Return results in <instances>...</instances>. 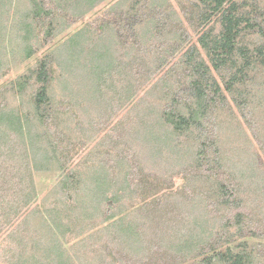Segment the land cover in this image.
<instances>
[{"label": "trees", "instance_id": "trees-1", "mask_svg": "<svg viewBox=\"0 0 264 264\" xmlns=\"http://www.w3.org/2000/svg\"><path fill=\"white\" fill-rule=\"evenodd\" d=\"M22 1L17 78L4 80L0 47V264H264V209L241 191L215 116L231 95L261 142L242 86L264 67V0H120L60 43L106 0ZM14 2L0 0V43ZM68 65L90 68L102 118L128 109L100 162L74 168L82 147L61 128L88 104L69 95ZM54 168L50 207L30 210L36 173Z\"/></svg>", "mask_w": 264, "mask_h": 264}, {"label": "rangeland", "instance_id": "rangeland-1", "mask_svg": "<svg viewBox=\"0 0 264 264\" xmlns=\"http://www.w3.org/2000/svg\"><path fill=\"white\" fill-rule=\"evenodd\" d=\"M14 4L9 6L10 10L8 14V21H5L7 25V31L5 33L4 42L0 43V47H5L4 54L8 55V59H3L5 63L4 71L6 75L4 77L5 81L17 78L20 74L24 72L27 65L26 61H23V43L18 36V26L20 15L24 12L26 1L14 0ZM120 0H106L100 5L96 6L95 9L89 14V16L81 23L73 25L70 29L58 38V42H62L67 39L69 34H73L82 24L94 20L95 15H99L100 18H104L105 21H109L115 14L111 11L116 3ZM172 2H175L172 0ZM112 46V45H109ZM23 55V56H22ZM25 58V57H24ZM65 58V56H64ZM68 64H71L69 56L66 57ZM71 69V76L69 85L73 88L70 89L71 93L69 95L75 96L76 99L81 101H86L88 106L85 110L78 107L75 112H79L80 115L77 118H72L70 122L67 123L68 127L61 128V132L64 134H69L72 139L79 145L78 148L82 147L78 154L75 155L74 163L72 168L77 165H85L89 162V165L93 162L99 163L102 158L101 152L103 150L107 151V146L114 142H118V136L120 133H116L111 130V128L116 125L121 120H123L127 115L128 109L123 111L119 110L115 119L110 122L106 115L103 113L98 115L97 111L94 109L95 101L93 99L94 91L93 78L90 68H84L82 66L74 65L69 66ZM253 80L249 82L247 86H242V90H246V94L255 110V117L258 120L257 131L259 132V142L256 138V134L248 124L245 122L242 116L241 110L238 108L234 102L231 95L227 94L228 101L224 106H218L215 111V116L219 122V129L221 134L220 146L224 153L227 164L229 166L234 165L233 160L236 165L245 170L244 174L239 175L240 183L244 184L241 191L246 197L251 199L254 206L258 209H264V67L256 68L253 73ZM139 76L135 73L133 74V80L138 81ZM160 81V77L153 79L145 88L141 95H145L146 91L149 89V95L147 97L148 102L155 103L156 97L161 93L162 90H153L154 86ZM57 100L61 95L59 92V84H56ZM140 95V94H139ZM13 105L18 104V100L14 97H10ZM139 98L131 102L128 108H132L133 105L138 103ZM108 115V114H107ZM114 118V117H113ZM211 121V120H210ZM91 122V124H90ZM90 124V125H89ZM81 137L83 140L82 145H80L78 140ZM110 138V142L106 144V138ZM77 139V140H75ZM110 149V148H109ZM92 159V160H91ZM87 169V170H86ZM83 171L86 173H92L93 170H89L87 167L83 166ZM60 178V172L55 168L51 171L36 173L35 182L37 187V201L31 209L43 210L47 204L48 207L51 205L52 197L51 190ZM175 187H181L184 181L179 178L175 180ZM41 223L40 215H38L37 220H34L33 225L38 227ZM66 247L70 248L69 245Z\"/></svg>", "mask_w": 264, "mask_h": 264}]
</instances>
